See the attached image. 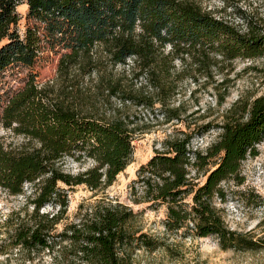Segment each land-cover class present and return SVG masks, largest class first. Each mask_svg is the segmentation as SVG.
<instances>
[{
    "label": "trees",
    "instance_id": "1",
    "mask_svg": "<svg viewBox=\"0 0 264 264\" xmlns=\"http://www.w3.org/2000/svg\"><path fill=\"white\" fill-rule=\"evenodd\" d=\"M23 3L34 22L24 35L18 28ZM98 44L114 64L135 57L162 83L160 73L166 66L159 48L171 44L203 55L213 50L227 59L256 57L264 53V32L254 27L243 31L189 0H0V72L14 64L32 66L47 47L65 50L59 59L61 72L72 65L85 70L96 63ZM117 90L126 93L124 101L136 98L130 90ZM70 92L40 84L31 74L3 109V126L28 141L16 149L0 143V185L10 194H23L31 185L25 213L17 212L15 222L8 220L9 236L16 246L47 249L55 261L67 264H132L135 245L154 249L160 242L141 232L129 205L104 196L82 201L74 218L59 229L68 218L64 185H85L98 192L113 184L131 161L136 133L129 114L119 108L111 114L100 112L95 102L86 107L74 100L78 96L70 98ZM165 116L170 121L178 114L168 109ZM220 128L219 139L194 157L191 132L169 134L139 168L136 182L142 190H135V201L166 205L167 228L185 236L216 235L223 248L254 247L256 241L227 225L214 199L223 197L224 181H241L243 161L257 154L256 144L264 137V94L252 102L238 100ZM68 156L91 160L92 165L69 172L64 168ZM214 156L219 160L201 172ZM48 204L57 210L43 211Z\"/></svg>",
    "mask_w": 264,
    "mask_h": 264
},
{
    "label": "rangeland",
    "instance_id": "2",
    "mask_svg": "<svg viewBox=\"0 0 264 264\" xmlns=\"http://www.w3.org/2000/svg\"><path fill=\"white\" fill-rule=\"evenodd\" d=\"M189 1L243 31L254 27L264 32V0ZM18 11L21 15L18 28L24 35L27 26L34 22L27 17L26 3L21 4ZM159 49L161 63L166 66L160 73L162 88L153 69L143 70L135 57L126 63L114 64L103 44L94 48L96 63L85 70L72 65L67 73L61 72L59 59L65 50L48 47L32 66H9L0 72V143L16 149L28 141L24 135L3 126L1 115L10 96L25 85L31 74L36 75L40 84L71 91L70 98L78 96L74 100L86 107L95 102L96 109L107 114L119 108L130 115L132 125L136 127L131 161L113 184L102 191L96 192L85 185L71 188L64 185L69 195L68 218L59 224V229L66 220L74 218L82 201H94L104 196L112 202L131 206L137 213L136 226L160 242L154 249L135 245L130 250L132 264H264V137L256 144L257 154L249 155L243 161L241 181H224L223 197L214 199L227 225L256 241L254 247L242 244L223 248L216 235L185 236L181 231L170 230L166 226V205L136 202L134 193L142 190L136 182L139 168L162 148L169 134L181 130L191 132L192 156L204 154L219 139L220 125L232 106L240 99L252 102L264 94V53L256 57L227 59L213 50L208 51L209 55H203L196 49L187 52V47L174 48L171 44ZM118 86L132 91L136 98L124 101L126 93L117 90ZM168 109L175 110L178 117L168 121L165 116ZM218 160L219 156L209 158L201 172L213 167ZM91 165V160L76 161L70 156L64 161V168L72 173ZM196 170L197 167L193 173ZM30 192L31 185L23 194H10L0 185V264H67L62 260L55 261L47 249H24L14 245L10 238L8 220H14L17 212L25 213ZM57 208L48 204L42 210L52 212Z\"/></svg>",
    "mask_w": 264,
    "mask_h": 264
}]
</instances>
